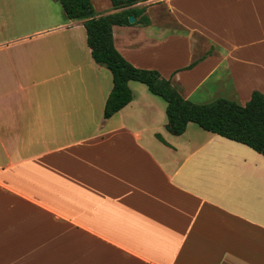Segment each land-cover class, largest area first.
Returning <instances> with one entry per match:
<instances>
[{"label":"crops","instance_id":"crops-1","mask_svg":"<svg viewBox=\"0 0 264 264\" xmlns=\"http://www.w3.org/2000/svg\"><path fill=\"white\" fill-rule=\"evenodd\" d=\"M134 7L112 27L133 67L193 104L264 94V0ZM128 87L105 119L112 77L83 21L58 0H0V264H264V157L195 123L169 133L166 102Z\"/></svg>","mask_w":264,"mask_h":264},{"label":"trees","instance_id":"trees-1","mask_svg":"<svg viewBox=\"0 0 264 264\" xmlns=\"http://www.w3.org/2000/svg\"><path fill=\"white\" fill-rule=\"evenodd\" d=\"M70 20L83 21L87 45L96 64L105 66L112 77L103 117L108 119L132 100L129 81L145 85L148 91L162 98L166 106V129L181 135L188 123H195L204 131L243 144L264 157V94L254 91L244 105L226 99L209 104H193L184 100L170 81L154 70L137 69L114 48L113 26H129V17L141 16L144 8L134 7L146 0H110L116 13L96 17L90 0H58ZM142 24L148 19L141 17ZM162 141L159 135L156 136Z\"/></svg>","mask_w":264,"mask_h":264},{"label":"water","instance_id":"water-1","mask_svg":"<svg viewBox=\"0 0 264 264\" xmlns=\"http://www.w3.org/2000/svg\"><path fill=\"white\" fill-rule=\"evenodd\" d=\"M129 22H130V23H133V22H134V17H133V16H130V17H129Z\"/></svg>","mask_w":264,"mask_h":264},{"label":"rangeland","instance_id":"rangeland-1","mask_svg":"<svg viewBox=\"0 0 264 264\" xmlns=\"http://www.w3.org/2000/svg\"><path fill=\"white\" fill-rule=\"evenodd\" d=\"M235 102V101H234ZM239 104V103H238Z\"/></svg>","mask_w":264,"mask_h":264}]
</instances>
